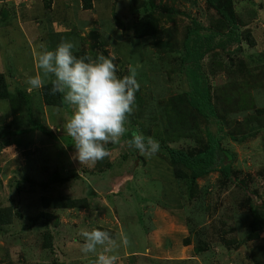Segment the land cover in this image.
Listing matches in <instances>:
<instances>
[{"label":"rangeland","instance_id":"rangeland-1","mask_svg":"<svg viewBox=\"0 0 264 264\" xmlns=\"http://www.w3.org/2000/svg\"><path fill=\"white\" fill-rule=\"evenodd\" d=\"M45 1L0 0V73L13 94L19 88L30 94L32 109L0 100V133L7 132L0 138V213L13 214L8 223L0 217V264H95L96 255L81 251V230L94 228L117 238V264H264V228L256 235L250 229L251 202L264 209V0H233L239 28L244 35L252 32L254 44L221 30L201 61L217 109L226 113L209 126L224 135L221 144L233 169L227 176L216 165L197 180L193 194L174 176L163 147L149 157L128 140L136 132L160 146L196 147L191 137L168 140L181 130L168 125L167 113L172 98L188 89L181 70L184 37L194 26L201 33L217 29L215 10L207 0H155L173 10L158 11V37L138 38L133 23L143 15L144 0H93L91 9L82 0H57L53 10ZM157 39L169 45L161 47ZM62 40L76 45L74 53L114 56L118 75L135 69L141 85L128 132L108 145L109 158L92 166L73 159V140L63 129L72 108L47 104L41 88L26 83L40 71V45L54 50ZM254 117L263 127L255 123L257 133L244 137L238 127ZM32 119L47 131L35 130ZM54 173L67 180L52 183ZM43 182L50 184L45 188ZM44 195L86 202L44 206ZM49 232L51 246L45 242Z\"/></svg>","mask_w":264,"mask_h":264},{"label":"trees","instance_id":"trees-1","mask_svg":"<svg viewBox=\"0 0 264 264\" xmlns=\"http://www.w3.org/2000/svg\"><path fill=\"white\" fill-rule=\"evenodd\" d=\"M207 3L218 15L217 29L212 33H201L199 27L194 26L187 31L183 41L181 70H183L182 72L186 76L188 89L172 98L170 101V110L167 113L168 125L173 129L178 128L181 130V132L174 134L173 137H169L168 140L175 141L181 137L187 136L194 139L196 147H193L192 144L188 147L178 148L169 145L170 143L165 141L160 146L164 148L165 157L172 167L174 176L188 184L190 194H193L195 188H197V180L209 175L211 171L215 169L216 165H221V171L227 176H229V172H232L233 169L231 163L227 160L225 150L221 144L224 135L220 132L215 133L209 126V123L214 119H216V121H218V119L224 121L226 119V113L221 114L217 109L211 84L201 70V61L207 50L210 49V43L216 36L222 35L220 33L222 32L221 30H225L228 34V38L239 40V37L244 36L251 44L255 43V38L250 30L244 35L242 29L239 28L241 25L240 18L236 12L233 0H207ZM52 4L53 0L48 2L45 1V5L48 8H51ZM82 4L85 9L93 8V0H82ZM141 8L143 9V15L133 23L134 35L138 38L143 36H152V38L158 37L160 29V17L158 13L165 10V8L168 13H171L173 7L156 3L155 0H144L141 4ZM155 42L161 47L169 45L168 41H162L161 39H157ZM74 54L77 57L87 55L84 50L75 52ZM51 88V82L44 83L43 87H41L45 102L49 105H64L65 102L62 94H51ZM7 99L14 107L17 102H20L28 111H32L30 106V94H28L26 90L20 88L17 90L16 94H13L9 89L6 75L0 73V100ZM259 111L262 112L261 109ZM29 115L31 116L32 113ZM255 117L247 122V126L243 128L238 127L244 137L257 133V129L253 128L255 123L259 124L258 128L263 127L262 121L255 119ZM31 122L35 130L38 128L44 132L47 131V127L40 124L38 120L32 119ZM201 122H205L206 125L202 126ZM221 127L222 125L220 128ZM228 133L234 137L235 140L241 139L238 134L234 132V135L231 131ZM5 135H7V132L1 131L0 138L5 137ZM56 180L63 183L67 180V177H62L60 174L54 173L51 182L55 183ZM32 182L34 183L36 181ZM49 184L50 182L41 183L45 188H47ZM239 184L242 185L243 182ZM84 200L85 198L79 199L71 196L58 198L57 196L44 195L42 197L44 206L59 208L62 206L71 208L84 206V203H81L86 202ZM251 208L252 219L250 221V229L251 233L256 235L257 232L264 228V209L254 204L253 201L251 202ZM42 214L43 213L37 217H32L31 220H37ZM12 215L9 209L0 213L1 220L5 223L11 222ZM187 240L189 239L187 238ZM45 242L48 246L52 245L50 232L45 234ZM187 244H189V242ZM198 248V252H200L201 247Z\"/></svg>","mask_w":264,"mask_h":264},{"label":"clouds","instance_id":"clouds-1","mask_svg":"<svg viewBox=\"0 0 264 264\" xmlns=\"http://www.w3.org/2000/svg\"><path fill=\"white\" fill-rule=\"evenodd\" d=\"M75 47L67 40H62L54 50L41 44L37 58L40 71L27 77L26 83L30 89H39L45 83L44 78L52 77L51 94L61 93L72 108L63 129L73 140V159L82 166H92L109 158L108 145L118 143L128 132L126 125L135 110L136 93L141 85L135 69L123 77L118 75L114 56L77 57ZM128 145L149 157L160 148L159 141L136 132ZM81 235L84 238L81 251L84 255H96L95 264H117L119 257L114 252L119 244L109 231L83 229ZM120 240L124 245L129 243L126 237Z\"/></svg>","mask_w":264,"mask_h":264},{"label":"crops","instance_id":"crops-1","mask_svg":"<svg viewBox=\"0 0 264 264\" xmlns=\"http://www.w3.org/2000/svg\"><path fill=\"white\" fill-rule=\"evenodd\" d=\"M56 3H57V0H53V4H52V7L51 8H48V9H51V10H53V9H55V7H56ZM66 6H68V7H70V4L69 3H67L66 2V4H65ZM31 15V14H30ZM34 17H36V15L35 16H32V18L34 19Z\"/></svg>","mask_w":264,"mask_h":264}]
</instances>
